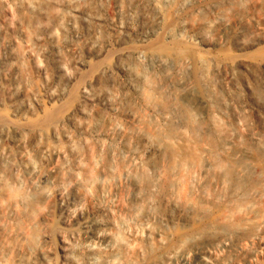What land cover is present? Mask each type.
I'll list each match as a JSON object with an SVG mask.
<instances>
[{
	"label": "bare ground",
	"instance_id": "bare-ground-1",
	"mask_svg": "<svg viewBox=\"0 0 264 264\" xmlns=\"http://www.w3.org/2000/svg\"><path fill=\"white\" fill-rule=\"evenodd\" d=\"M209 249L264 255V0H0V264Z\"/></svg>",
	"mask_w": 264,
	"mask_h": 264
},
{
	"label": "rangeland",
	"instance_id": "rangeland-1",
	"mask_svg": "<svg viewBox=\"0 0 264 264\" xmlns=\"http://www.w3.org/2000/svg\"><path fill=\"white\" fill-rule=\"evenodd\" d=\"M225 254L227 253H225L222 249H209L203 252H199V250H194L190 253V255H188V257H185L184 259L173 264H196L197 258L200 256L211 258L216 262L215 264H225L221 261ZM252 262H254L253 264H264V255L257 262L253 260Z\"/></svg>",
	"mask_w": 264,
	"mask_h": 264
}]
</instances>
